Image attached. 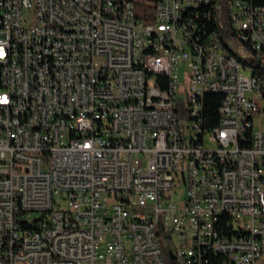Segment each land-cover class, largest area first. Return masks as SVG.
<instances>
[{
  "label": "built area",
  "instance_id": "obj_1",
  "mask_svg": "<svg viewBox=\"0 0 264 264\" xmlns=\"http://www.w3.org/2000/svg\"><path fill=\"white\" fill-rule=\"evenodd\" d=\"M211 4L0 0V264H264V0Z\"/></svg>",
  "mask_w": 264,
  "mask_h": 264
},
{
  "label": "trees",
  "instance_id": "obj_2",
  "mask_svg": "<svg viewBox=\"0 0 264 264\" xmlns=\"http://www.w3.org/2000/svg\"><path fill=\"white\" fill-rule=\"evenodd\" d=\"M149 2H158V0H149ZM215 4H211V13H215V17L213 18V28H219L223 34V36L227 35L229 32V6L227 0H214ZM229 50L234 52V54L238 55L235 52L233 47H228ZM241 60L244 59L242 55H238ZM260 70L264 71V66L260 63ZM169 86V79H165V87ZM219 104H220V96L217 94H207L206 96V126L214 127L217 125L219 121Z\"/></svg>",
  "mask_w": 264,
  "mask_h": 264
},
{
  "label": "rangeland",
  "instance_id": "obj_3",
  "mask_svg": "<svg viewBox=\"0 0 264 264\" xmlns=\"http://www.w3.org/2000/svg\"><path fill=\"white\" fill-rule=\"evenodd\" d=\"M228 1V6H230L231 0H227ZM234 42V41H233ZM233 44V43H232ZM233 46H236L235 44H233ZM233 49L235 50L236 53H238V50L240 51L241 48L238 47H233ZM181 72H183V69L181 70ZM245 72L247 74H251V71L249 70H245ZM207 146L208 147H214V143L212 141H207ZM180 181H181V188L178 190L177 194H176V200L178 202H181L182 200H184L186 193H187V176H186V171H183L182 176L180 177ZM62 203L64 205H67V200H62ZM165 245L167 246V248L169 249L170 253L172 255H174V249H173V243L171 242L170 239H168L165 242Z\"/></svg>",
  "mask_w": 264,
  "mask_h": 264
},
{
  "label": "bare ground",
  "instance_id": "obj_4",
  "mask_svg": "<svg viewBox=\"0 0 264 264\" xmlns=\"http://www.w3.org/2000/svg\"><path fill=\"white\" fill-rule=\"evenodd\" d=\"M229 55H236L234 52L228 49ZM264 66V62H260ZM173 87V79H169V86ZM26 175H38L42 174V166L41 165H26L25 166ZM111 264H126V263H111Z\"/></svg>",
  "mask_w": 264,
  "mask_h": 264
},
{
  "label": "clouds",
  "instance_id": "obj_5",
  "mask_svg": "<svg viewBox=\"0 0 264 264\" xmlns=\"http://www.w3.org/2000/svg\"><path fill=\"white\" fill-rule=\"evenodd\" d=\"M0 56H2V53H0Z\"/></svg>",
  "mask_w": 264,
  "mask_h": 264
}]
</instances>
